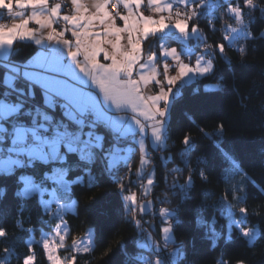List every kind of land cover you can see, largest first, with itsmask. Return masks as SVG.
I'll return each instance as SVG.
<instances>
[{
    "label": "trees",
    "instance_id": "obj_1",
    "mask_svg": "<svg viewBox=\"0 0 264 264\" xmlns=\"http://www.w3.org/2000/svg\"><path fill=\"white\" fill-rule=\"evenodd\" d=\"M212 1L219 6L201 8L196 23L204 35L203 43L213 48L214 68L185 84L170 106L165 147L149 155L155 179L147 198L153 199V209L142 215L138 208L128 207L127 194L137 177L138 151L131 149L126 161L110 164L107 159L115 145L124 148L132 140L97 122L77 125L64 119L73 130L93 129L90 138L96 142L74 149H65L63 144L64 162L32 157L10 170L0 169V231L4 232L0 235V264H25L31 254L36 256L34 264H49L44 247L31 236L42 228L51 229L55 220L37 194L25 198L20 189L26 175L56 186L51 178L61 165L66 170L69 197L76 202V210L65 213L69 242L93 228L92 250L68 254L76 258L75 264H146L143 252L151 248L139 244L137 216L159 237L169 236L180 245L175 264H264V0H254L253 7L245 0ZM230 3L243 9L245 22L233 41L225 37L227 27L238 25L227 8L223 10ZM166 39L169 44L180 43L172 35ZM158 40L150 38L146 47ZM35 51V44L18 41L10 57L0 59V99L23 102L9 122L32 124L33 112L43 110L36 104L46 107L44 111L54 119L63 117L59 106L43 104L40 91L29 98L3 83L8 65L24 63ZM20 84L18 81L17 86ZM221 124L222 131L218 130ZM96 132L101 134L100 143ZM187 136L191 139L186 145ZM166 206L174 211L168 236L163 233L167 223L161 214ZM241 208L247 211L242 213ZM230 218L243 228L256 229L254 240L237 226L228 232ZM161 259V264H167Z\"/></svg>",
    "mask_w": 264,
    "mask_h": 264
},
{
    "label": "crops",
    "instance_id": "obj_2",
    "mask_svg": "<svg viewBox=\"0 0 264 264\" xmlns=\"http://www.w3.org/2000/svg\"><path fill=\"white\" fill-rule=\"evenodd\" d=\"M195 1L196 0H193L194 6H191L188 3L189 0H187V4H184L182 0H159V4H154L153 0H142L138 7L130 9L129 7H125L123 0H120L117 5L118 10L117 12H114L111 10L113 0H109L108 10L117 17V27H124V23L119 17L128 15L130 10L133 13H143L145 16H151L154 19H158L161 15L168 18L165 21L169 24L167 29L155 34L150 33L147 38L141 39L140 58L133 68V75L131 79L139 80L141 75L145 77V80L141 81L139 84L141 94L145 97L158 95L162 85L167 88L168 78L170 76H176L179 73L180 62L187 64L189 67H195L197 62H199L202 66L210 67V70L205 73L191 72L186 76L181 77L173 86H171L172 92L169 99L160 105L161 108L162 106H165V115L160 118L163 121L160 139H157L153 132V127L155 126L154 122L148 121L140 115V112L143 109L142 102L138 100L135 101L138 107L134 109L132 104L117 106L113 101L107 99L93 78L81 70L79 61L80 59H83V56L74 59L69 52L68 46H66L63 41L47 40L46 35L49 29L42 28L40 25H37L34 20L29 26H36L37 33L35 38L18 37L12 44L0 46V59L4 60H7L10 57L14 44L18 41L31 42L36 46L35 53L27 61L20 64L8 65L3 83L8 89H13L21 96L29 98H35L37 91H40L43 104L47 107L59 106L62 109L63 118L67 122H74L79 125L80 121H83L84 124L87 121L81 116L90 113L91 120L88 122L91 121L100 123L114 134L129 137L132 140L128 144L130 148L136 149L139 155L141 154V157L146 153L149 157L153 150L159 148L157 149L159 151L163 147V142L167 134L170 106L175 97L181 93L183 86L196 80L197 78L207 75L214 68V61L210 55V52L212 51L211 45L209 46L208 43H203L204 37L200 26L195 22L196 16L201 13V10L197 11L195 9ZM65 2L71 6L72 13H67L62 8L61 16L64 14H76L75 6L71 5L70 0H65ZM80 3L88 9L90 14L92 11H95L97 0H80ZM54 4L53 0H49L50 6ZM167 5L172 6L170 10ZM157 7L161 8L162 11H157ZM185 7L191 8L192 14L189 24L190 26L188 28L189 32L187 34H181L175 27V23L177 21L178 14H185L184 11H181L184 10L183 8ZM14 10L16 11L11 16V23L19 22V20L27 18V16L31 15L32 12L31 8H16ZM37 10L42 12L47 11L46 9ZM16 12H23L24 16H17L15 15ZM69 22L74 24L77 28L80 26L79 23L75 21V18ZM11 23L8 25L10 26ZM193 24L198 25L201 36H199V33L197 36L192 35L194 34L191 30L194 28ZM65 26V22L62 19L54 21V27L58 30H64ZM93 31L102 32L104 37L103 46L106 49V58L108 56L107 51L110 54H113L115 52H122L125 48L130 49V45H128L126 39L127 33L122 34L125 39L121 40V49H118L111 41L114 37L110 36V31L103 32L100 26H97L93 29ZM65 35L66 38L75 41V38L71 36L70 31L66 32ZM167 35H172L178 38L180 43L169 44L166 39ZM155 36L159 37L158 42L154 44L153 47H146L145 42ZM92 39L94 40L95 37ZM37 40H40L41 42L37 43ZM130 42L131 41L129 39V43ZM165 49H175L178 53L179 61H177V59H175L170 52L169 54H166ZM199 51L202 52L201 55H205L206 58L200 56L198 54ZM122 58L123 57L121 56V59ZM99 59L101 63H111V61L105 60L103 53L100 54ZM58 62L63 65L64 70L53 71V68L57 66ZM140 65H143V67L141 68ZM165 65L168 66L167 71H165ZM126 78L127 77L121 74V79ZM18 81L21 82L20 86H17ZM155 86L157 92L153 93L152 90ZM17 102L18 101H12L6 98L0 99L1 147L2 149H5L4 147L7 148L4 158L7 154H10L6 163L2 164L1 170H10L14 166H19L24 163V160L27 163L28 161L26 159L32 157L44 161L60 159L64 162L66 160V150L63 151V144L65 145V149H74L75 147L74 145H70L66 142L70 139L69 132L64 129L62 124L58 123L56 126L63 128L65 131H61L60 134H56L57 127L52 123H47L49 126L45 124L44 128L40 127V131L42 136L46 134L48 137H42L39 139L28 129L31 125H34V118L32 119L33 121L30 125L20 122H9V118L19 113L21 110L22 105ZM55 120L58 122L57 118ZM42 121L45 120L43 118L38 120V122ZM17 125H20L21 127H18ZM91 130L93 133V129ZM63 132L65 134H63ZM18 134L22 137L19 138ZM30 135H32L35 140L39 139L41 143H28L27 141ZM86 135L87 133L84 131L83 136ZM97 138V141L100 142V133L97 135ZM78 143L79 146H85L87 141L83 139V142L78 141ZM19 144L23 145V147L17 148L19 147ZM12 145L16 146V148H13ZM139 170L140 168L138 166L136 171L137 176L145 178L144 175L141 176ZM57 171H59V175L62 177L66 176V170L62 165L58 167ZM57 171L55 172V175ZM144 183L142 185L143 192L145 189ZM143 194L147 196L145 192ZM132 195L133 194H129L127 196L128 206L131 209L136 210V208H138V212L142 215L153 209L152 204L151 207H145L143 206L145 203L141 202L144 199L138 201L136 198L132 199L134 197Z\"/></svg>",
    "mask_w": 264,
    "mask_h": 264
},
{
    "label": "snow or ice",
    "instance_id": "obj_3",
    "mask_svg": "<svg viewBox=\"0 0 264 264\" xmlns=\"http://www.w3.org/2000/svg\"><path fill=\"white\" fill-rule=\"evenodd\" d=\"M120 0H115L111 7L116 8ZM142 0H123L125 7L135 8L141 4ZM184 4H187V0H182ZM71 5L75 6L76 14H64L61 16V3H55L49 5V0H0V9L7 10L8 13H14V9H28L31 8V15L27 18L19 20V22H13L9 26L6 23H0V46L10 45L16 38H35L37 29L30 27V23L34 20L37 25L42 28H47L46 38L47 40H60L68 46L71 56L76 59L83 56L80 59V68L82 71L90 75L96 84L100 87L107 99L113 101L117 106L132 104V107L136 109L138 105L135 101H140L143 104V109L140 115L148 121L154 122L153 132L157 139L161 138L163 121L160 119L165 115V109L161 108V103L167 101L172 92V87L177 80L181 77L186 76L191 72L205 73L210 70L209 66H202L197 62L195 67H189L187 64L182 62L179 63V73L176 76H170L167 81L168 87L161 86L158 95L145 97L141 94L139 84L145 80L143 75L140 76L139 80L131 79L133 75V68L139 61V54L141 50V39L147 38L151 34L161 32L169 27L166 23L167 17L161 15L158 19H154L151 16H145L143 13H133L131 10L128 15L120 16L119 18L123 21L124 27H117V17L113 15L109 10V0H97L95 5V11L89 14L88 9L80 3V0H70ZM154 4H159V0H153ZM245 4L249 7L255 6L254 0H245ZM168 9H171V5H167ZM37 9H46V12L38 11ZM157 11H162L161 8L157 7ZM237 20H240L243 15V9L232 5L229 8ZM17 16H24L23 12H16ZM75 18V21L79 23V27H75L74 24L69 21ZM62 19L65 22L64 30H58L54 27V21ZM191 19V15L185 13V19H178L175 23V27L183 34H187L186 25L188 20ZM97 26L102 28V31H110L114 39H111L112 43L116 45L118 49H121V40L125 39L122 35L127 33V43L130 45V49L125 48L122 52H115L110 54L108 51L107 58L105 57L106 49L104 45V37L102 32L93 31ZM192 31L198 29L192 28ZM70 31L71 36L75 38H66V32ZM95 37L93 40L92 38ZM130 39V43H129ZM37 40V43H40ZM223 46H221V51ZM166 54L173 55L177 61H179L178 53L175 49H165ZM104 54L106 61L111 63H101L99 56ZM121 56L123 57L121 59ZM142 68L143 65H140ZM167 65H165V71H167ZM64 70L63 65L59 62L57 66L53 68V71ZM123 74L126 79H121ZM218 87V86H217ZM223 124L220 125V131L223 130ZM191 137L187 136L184 143L187 145ZM203 175V173H202ZM191 177L189 176V180ZM24 186L21 190V195L25 198H30L33 195L40 193L43 195L44 189L35 183L31 178H22ZM151 184L152 182L149 181ZM132 199H135L133 197ZM162 211H167L166 208ZM247 210L241 208V212L244 213ZM59 228V226H57ZM169 229H165L167 232ZM243 234L248 236L249 230H244ZM0 235H4L3 231H0ZM59 235V231H57ZM45 248L49 249L48 259L52 261V264H62V261L53 254V250L50 248V241L44 242ZM87 251V249H85ZM75 257H71L68 264H75ZM36 256L34 254L29 255L25 264H34Z\"/></svg>",
    "mask_w": 264,
    "mask_h": 264
},
{
    "label": "rangeland",
    "instance_id": "obj_4",
    "mask_svg": "<svg viewBox=\"0 0 264 264\" xmlns=\"http://www.w3.org/2000/svg\"><path fill=\"white\" fill-rule=\"evenodd\" d=\"M188 3L191 6H194L193 0H189ZM211 4L213 5V3L210 0H209V2H207V0H196L195 9L198 11L199 9L201 10V8L203 9L204 6L206 7L207 5H211ZM215 4L217 6H219L218 2ZM214 5L212 7H214ZM232 5H234V4L230 3L226 6L223 5L224 6L223 10H226V8H227L228 12L231 13V15H233L235 17V15L229 11V8ZM184 9L185 10H183V11L185 13H187L188 15L192 14L191 8L185 7ZM0 10H2V9H0ZM114 12H117V11H114ZM198 16H196V19L198 18ZM178 19H180V20L185 19V14H182V15L178 14L177 20ZM195 22H196V20H195ZM10 23H11V20H10L9 24ZM189 24H190V19L188 20L187 25H186V30L188 32H189L188 28L190 26ZM244 24H245V22H244V18L242 15V18L240 20H238V25L236 27H232V30L235 31V34H234L235 37L237 35L239 36V32L241 31V28H243ZM33 27L35 28V25ZM193 27L198 29L197 24H193ZM178 31H179V29H178ZM179 33H181V32L179 31ZM192 33H194L192 35L197 36V34L199 33V29L197 31H193ZM181 34H183V33H181ZM199 36H201V33H199ZM203 37H204V35H203ZM209 46H210V44H209ZM211 49H213V48L211 47ZM198 54L202 57H205V55L204 56L201 55L202 52H200V51L198 52ZM210 85H211L210 87H212V88L216 87V85H214V84H210ZM154 88H156V86ZM11 90H13V89H11ZM152 92H153V90H152ZM156 92H157V89L153 93H156ZM18 102L20 105H23L22 101L19 100ZM28 111H31V108H28ZM39 115L43 119L51 120L52 124L55 126L58 125V123L62 124L64 126V129L69 132V138L70 139L67 140L66 142L70 145H74V146L78 145L79 146V143L76 142L75 140L81 141L83 139H85L87 142H92V143L96 142L90 138V133H92L91 129L84 130L82 128H76L75 130H73L72 128L67 126L63 117H58L57 118L58 122H56V120L54 119V116L51 113L46 112L44 110L36 109V111L33 112L34 125H31V127H29L28 129L30 131H32L33 135L39 139H41L42 137H48V135H46V134L42 136V133L40 131V127L44 128L45 124L46 125H48V124L46 121L38 122ZM79 125H83V121H80ZM17 126L21 127L20 125H17ZM18 127H16V128H18ZM56 127H57L56 134H60L61 131H65L63 128H60L58 126H56ZM84 131L87 133L86 136H83ZM63 134H65V133L63 132ZM98 134L99 133L96 132L95 136L97 137ZM18 137L21 138L22 136H19V134H18ZM39 139H36V140L34 139L33 143H35V144L41 143V141ZM97 142L100 143L99 141H97ZM165 144H166V138L163 142V147H165ZM82 146H84V145H82ZM12 147L16 148V146H14V145H12ZM22 147H23V145L19 144V147H17V148H22ZM157 149H159V148H156V150ZM0 150H2V147H0ZM2 151L6 152V149L2 150ZM130 152H131V148L129 145L125 146L124 148L120 147L118 145H115L113 147V150L108 152V154H107L108 158L107 159L109 160L110 164L117 163L120 159H122L123 161H126L128 159V157L130 156ZM9 156H10V154H7L6 157L2 161H0V169L2 168L1 167L2 164L6 163ZM139 157H140V162L138 165L140 168L139 171H140L141 176L145 175V178L144 177L142 178L139 176L138 177L140 179H142L143 183L145 181L144 192L147 195H149L152 191V187H153V183H154V179H155L154 166L152 165L151 159H150V157H148L147 153L144 154L142 157L140 154ZM25 177L31 178L33 181H35L34 178L29 176V175L23 176L22 178H25ZM51 179L52 180L54 179L57 182L56 186L49 187L46 183L42 184V183L36 182V181H35V183L38 184L42 189L45 190L43 195H41L40 193H37V195L39 196L41 203L43 204L45 210L48 212L49 216L55 220V222H54V224H52L51 229L42 228L38 234L33 232L32 236H31V240L39 242L44 247L46 257H47L49 264H52V261H50L48 259L49 249H46L45 245H44V242L47 240L50 241V248L53 250V254L55 256H57L62 261V264H68V262L70 260V257H68V254L70 253V251L74 252V253H78V252H87V251L92 250V248L94 246L93 228L89 227L83 236L74 240L71 243L69 242L70 231H69V227L67 225V222L65 220V213L67 211H75L76 210V202L74 200L70 199L69 193H68L69 182L67 181V179L65 177H62L61 175H59V171H57L56 175H54ZM149 181H151L152 183L150 184ZM22 182H23V186H24V181L22 180ZM22 187L20 189V192L22 190ZM144 192H143V186H142L141 191L132 192V190H131V192H129L128 195L133 194L132 196H134L138 201L144 199L141 202L145 203L143 205L145 207H151V204L153 206L154 201L152 198H147V199L142 198L141 194H143ZM127 203H128V200H127ZM165 208L167 209V211H162V213H161L163 220L165 221V223H167V224H163V233H164V235L167 234V236H168L170 234V230H171L169 220H170L171 214L174 213V211L167 206ZM162 209H164V208H162ZM57 226H59V228ZM235 226H237L239 228V230L242 234H243L244 230H249L250 234L246 237L250 241L254 240V237L257 234L256 229L243 228L242 226H240V224H238L237 220L230 218V220L227 224L228 232H230L231 229ZM166 228L169 229L167 232L165 231ZM57 231H59V235H57ZM141 231H142V229L140 228V234H141ZM168 237L165 236V237L161 238L158 236L159 239L156 240V238H154L152 235L149 234L148 237L141 238L139 241V244L141 246H144L146 248H151L153 250L152 255L155 256L154 260H155V262H157V264H161V260H162L161 258H163V260L165 259L167 264H175L181 251H180V248H177L176 242L173 239L168 238ZM85 249H87V251H85ZM62 250H68L69 252L62 254V252H61ZM164 250H165V252H169V254H168L170 256L169 259H167L166 255L164 253ZM172 253H173V255H170ZM174 256H176V257H174ZM26 260H27V258L25 259V261Z\"/></svg>",
    "mask_w": 264,
    "mask_h": 264
},
{
    "label": "built area",
    "instance_id": "obj_5",
    "mask_svg": "<svg viewBox=\"0 0 264 264\" xmlns=\"http://www.w3.org/2000/svg\"><path fill=\"white\" fill-rule=\"evenodd\" d=\"M212 3H213V1L212 0H210ZM115 2V0H113V3ZM207 2H209V0H207ZM53 3H61L62 4V8H63V10L65 11V12H67V13H72V9H71V6L70 5H68L66 2H65V0H53ZM212 5V4H211ZM213 5H214V3H213ZM212 5V6H213ZM214 7H217V5L215 4L214 5ZM184 9V8H183ZM111 10H113V11H117L118 10V6L116 7V8H112L111 7ZM185 10V9H184ZM16 10H14V12H15ZM181 11H183V10H181ZM12 14L13 13H8L7 12V10H0V23H6V24H9V22H10V20H11V16H12ZM35 28H36V26H35ZM227 32H226V35H225V37H226V39L227 40H229V41H233L236 37H235V31H233L231 28H229V27H227V30H226ZM156 91V88H153V92H155ZM37 105V107H39V108H41V109H43V110H45L46 109V107H44V106H41V105H38V104H36ZM163 108H165V106H162V109ZM83 119H85L86 121H89V120H91V114L90 113H87V114H84V115H82L81 116ZM33 141H34V137L32 136V135H30L29 136V138H28V143H33ZM0 145H1V143H0ZM3 154H4V152L2 151V150H0V160L2 159V157H3ZM142 185H143V181H142V179H140L138 176L136 177V179H135V186L132 188V192H139V191H141V187H142ZM142 195V198H147V196L145 195V194H141ZM144 195V196H143ZM136 222H138V223H140V224H142L144 227L143 228H141V227H139V229L141 228L142 229V231H141V237L142 238H145V237H147V236H149V234L150 235H152L154 238H156V240L157 239H159L158 238V236H157V233L155 232V230H154V228L152 227V226H149L147 223H146V221H145V219L143 218V217H141V216H137L136 217ZM176 246H177V248H180V245L179 244H177L176 243ZM164 253H165V255H166V257H167V259H169L170 258V256L168 255L169 254V252H165V250H164ZM153 254V250L151 249V251H145V252H143V258L146 260V264H155L156 262H155V260H154V258H155V256L154 255H152ZM170 255H173V253L172 254H170ZM174 257H176V256H174Z\"/></svg>",
    "mask_w": 264,
    "mask_h": 264
},
{
    "label": "bare ground",
    "instance_id": "obj_6",
    "mask_svg": "<svg viewBox=\"0 0 264 264\" xmlns=\"http://www.w3.org/2000/svg\"><path fill=\"white\" fill-rule=\"evenodd\" d=\"M147 197H148V196H147ZM137 224H138V226L141 227V228L144 227L142 224H140V223H138V222H137Z\"/></svg>",
    "mask_w": 264,
    "mask_h": 264
}]
</instances>
